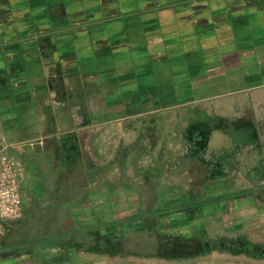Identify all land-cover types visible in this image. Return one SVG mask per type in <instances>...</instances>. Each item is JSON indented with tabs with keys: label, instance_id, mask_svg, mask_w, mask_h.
Masks as SVG:
<instances>
[{
	"label": "crops",
	"instance_id": "crops-1",
	"mask_svg": "<svg viewBox=\"0 0 264 264\" xmlns=\"http://www.w3.org/2000/svg\"><path fill=\"white\" fill-rule=\"evenodd\" d=\"M0 105L10 123L23 124L25 138L42 135L60 164L77 154L81 166L86 139L95 155L134 153L130 144L137 139L142 146L146 124L194 107L212 109L217 119L250 122L264 141V0H0ZM247 107L250 118L244 119L238 112ZM212 115L202 120L212 122ZM226 131L212 132L205 154L232 151ZM218 140L224 144L211 147ZM109 195L87 201L84 208L98 220L92 225L115 219L96 217L99 205L109 206ZM243 201L251 200L228 202ZM205 212L192 218L204 226ZM181 214L161 216L160 233L183 237L172 220ZM200 227L187 225L188 237H201ZM64 254L60 264L177 260ZM10 263L0 257V264Z\"/></svg>",
	"mask_w": 264,
	"mask_h": 264
},
{
	"label": "rangeland",
	"instance_id": "rangeland-1",
	"mask_svg": "<svg viewBox=\"0 0 264 264\" xmlns=\"http://www.w3.org/2000/svg\"><path fill=\"white\" fill-rule=\"evenodd\" d=\"M0 108L3 115L0 142L2 141L8 146L10 155H15L22 161L28 158L29 160L23 161L25 166L29 165L31 161L37 164L34 173L31 170L26 171L22 187L24 204L27 205L28 202L25 197L29 194L33 196V185H38L41 180L45 182V185L51 184L50 173L51 171L56 173L55 170L60 166L59 156H50L47 153L48 148L42 135L33 140L25 138L23 124L10 123V116L6 114L7 108L1 107V105ZM210 113L213 114L211 119L215 121L217 119L215 111L208 107H194L170 112L164 115L163 121L146 124L144 134L140 137L142 146L136 145V139L130 146L136 148L137 151L129 152L126 156L122 154L110 156L105 153L95 155L89 141L84 140L82 150L85 162L97 170V179L90 183L89 189L95 194L98 201L102 200L106 193L110 194L109 206L99 205L95 211L96 217L106 215L118 221H125L132 214L138 215L144 212L148 205L158 206L161 200V190L171 188L177 192L181 191L191 200L200 198L204 196L208 182L209 172L206 165L210 167L215 164L224 165L222 180L233 192L249 189L258 184L257 178L264 169V141H252L248 138L236 139L235 117L225 118L226 134L228 135L226 137L227 146L235 148V150L231 149L230 153L224 154H219L213 149L209 150L202 158L204 163L189 158L190 146L187 142V131L194 121L210 118ZM238 114L244 119L250 118L248 107L245 111L240 110ZM15 117L20 122L19 116L16 115ZM40 132H42L41 129ZM21 135L23 136L21 137ZM220 144H224V141L218 140L211 147H218ZM124 145L121 142L119 146L123 148ZM126 147L128 145L124 146V148ZM113 157L114 159H112ZM225 158L227 163H224ZM153 167L157 169L155 173L151 171ZM104 182L108 183L107 187L102 186ZM153 185L155 186L153 187ZM252 208L256 209L255 211L258 213H255L254 210V213H250ZM204 211L208 217L204 226L202 225L203 219L192 218V213L178 215L177 220L172 217V220L180 223L178 226L180 229L175 232L179 236H189L187 225H200V232L202 233H200V238L205 243V250L200 256L191 259L180 258L171 264H264V259L261 258L232 255L227 252L212 250V245L215 242L226 238H243L251 243L264 246L263 207H258L253 201L249 203L243 201L239 204L228 202L206 207ZM239 212L242 213V217ZM31 214L34 215L33 212L30 213L26 227L31 224H38V220L31 217ZM256 214H258L257 218L254 217ZM19 219L4 222L10 233L21 228L22 223L18 221ZM82 220V224L88 226L92 224L94 219L82 218ZM169 220L170 218L167 217L164 222L169 223ZM94 221L97 222L98 220ZM45 228L47 229V227ZM46 231L48 230L42 231L37 236L45 234ZM0 232L1 242L5 235L3 226H1ZM174 235L176 234L167 230H163L162 233V237ZM143 236L147 239L158 237L155 231L143 229L141 226L134 228L127 224L123 228L125 241L130 238L133 240L139 237L143 238ZM60 243L54 242L51 249L41 250L35 260H32L30 255H25L23 251H17L15 254L17 259L12 260V264H60L59 260L65 255ZM0 257H5L2 251H0Z\"/></svg>",
	"mask_w": 264,
	"mask_h": 264
},
{
	"label": "trees",
	"instance_id": "trees-1",
	"mask_svg": "<svg viewBox=\"0 0 264 264\" xmlns=\"http://www.w3.org/2000/svg\"><path fill=\"white\" fill-rule=\"evenodd\" d=\"M226 121L216 119L215 121L196 120L187 131V142L189 158L193 161H201L208 147V142L213 131L227 130ZM235 131L247 137L249 140L258 141L256 129L250 122L236 123ZM240 137V140L244 139ZM137 145V143H136ZM82 157V165L79 164V156L73 155L68 161L60 164L56 173L51 171V184L45 185L41 180L39 184L33 185L34 194L26 195L28 204L23 203L20 229L13 233L8 231L6 224L2 222L5 235L0 242V251L8 260L17 259L16 252L23 251L30 255L32 260L43 249H51L54 242L60 243L64 253L85 252L103 253L109 255L137 254L145 257L157 256L166 259H186L200 256L204 253L205 243L198 235L192 237L163 236L160 233L161 216L171 214L196 213L204 211L206 207L219 205L230 200H251L258 207L264 208V169L257 178L258 184L254 187L233 192L223 182V166L215 164L207 166L209 172L208 182L204 196L189 199L184 193L175 189L161 190V200L158 206L148 205L146 210L138 215H132L125 221H100L96 226L83 225L82 218H90V208H84L87 201L91 199L93 192L89 189L90 183L97 179L93 166H89ZM34 158V157H33ZM21 160V159H20ZM29 160L23 159V161ZM22 161V160H21ZM22 161V162H23ZM31 161V159H30ZM23 164H25L23 162ZM26 171L34 173L37 164L30 162L25 166ZM155 173L157 169L151 168ZM107 187V182H104ZM155 185H153L154 187ZM24 200V198H23ZM82 209V217L79 209ZM31 217L38 220V224L26 227L30 213ZM127 224L132 227L141 226L150 231H155V238H136L124 240L123 228ZM34 225V226H33ZM47 227V229L45 228ZM45 234L39 235L42 231ZM212 250L227 252L232 255H246L264 259V246L251 243L243 238L220 239L212 245Z\"/></svg>",
	"mask_w": 264,
	"mask_h": 264
},
{
	"label": "built area",
	"instance_id": "built-area-1",
	"mask_svg": "<svg viewBox=\"0 0 264 264\" xmlns=\"http://www.w3.org/2000/svg\"><path fill=\"white\" fill-rule=\"evenodd\" d=\"M2 116L0 112V128ZM26 176L23 162L8 153V146L0 142V230L5 221L17 220L23 211L22 187ZM1 233V232H0Z\"/></svg>",
	"mask_w": 264,
	"mask_h": 264
}]
</instances>
